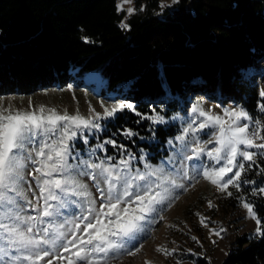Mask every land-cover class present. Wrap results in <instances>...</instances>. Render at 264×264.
Instances as JSON below:
<instances>
[{
    "label": "trees",
    "instance_id": "obj_1",
    "mask_svg": "<svg viewBox=\"0 0 264 264\" xmlns=\"http://www.w3.org/2000/svg\"><path fill=\"white\" fill-rule=\"evenodd\" d=\"M117 1L0 0V95L72 81L83 86L88 72H98L106 78L101 94L114 90L142 115H161L165 123L152 125L125 110L100 120L106 130L86 131L88 144L79 137L75 148L87 158L89 148L112 138L137 156L138 165L141 149L157 162L168 152L167 139L182 133L171 119L186 105L187 93L234 102L264 121L257 83V75L264 76L257 70L264 69V0H179L160 13L159 0H134L132 15L118 10ZM118 128L139 135H113ZM121 155L106 144L93 159L113 156L116 163ZM262 169L264 157L258 156L243 174L254 183L241 182L231 204L238 198L252 203L264 228V195L252 194L264 187ZM221 264H264V235H237Z\"/></svg>",
    "mask_w": 264,
    "mask_h": 264
},
{
    "label": "snow or ice",
    "instance_id": "obj_2",
    "mask_svg": "<svg viewBox=\"0 0 264 264\" xmlns=\"http://www.w3.org/2000/svg\"><path fill=\"white\" fill-rule=\"evenodd\" d=\"M125 3L131 0H122L117 9L123 10ZM127 11L132 15L134 9ZM258 95L264 99V88ZM101 107L102 114L89 106L86 118L78 111L60 114L44 106L20 111L0 104V264H113L124 255L135 257L144 247L143 241L150 238L152 226L164 219L163 212L201 177L229 197L230 186L239 191L241 182L254 183L243 180V174L258 156L264 157V121L241 107L224 109L221 116L205 111L198 103L191 108L194 118L183 134L175 137L179 147L155 165L141 149V166H134L137 156L115 139H104L89 148L87 158L74 141L79 134L87 145L86 131L106 130L99 121L125 110L152 125L164 124V117L142 115L131 102L111 107L102 103ZM258 107L264 113V104L258 102ZM198 118L203 119L194 127ZM205 129L209 130L205 134L212 136L208 143L215 144L210 151L197 139ZM117 133L126 139L139 135L128 128H118L113 135ZM106 144L121 150L116 163L113 156L93 159L96 149L103 150ZM205 155L223 166L205 165L201 159ZM84 178L92 182L91 188ZM252 194L264 195V187L252 189ZM238 199L257 226L255 235H264L254 205ZM208 207H214L211 201ZM197 216L210 236L223 239L221 233L226 229L209 228L208 218ZM192 239L199 243L196 237ZM156 251L167 257L176 249L158 246Z\"/></svg>",
    "mask_w": 264,
    "mask_h": 264
},
{
    "label": "rangeland",
    "instance_id": "obj_3",
    "mask_svg": "<svg viewBox=\"0 0 264 264\" xmlns=\"http://www.w3.org/2000/svg\"><path fill=\"white\" fill-rule=\"evenodd\" d=\"M133 1L131 0V3L123 5L125 13H128V8L134 9ZM121 2L122 0H118L117 5ZM159 2L158 13L165 8H161V4L166 6L173 4V0H159ZM259 68L264 70L263 67H257V70ZM105 83V77L100 76L96 71H91L86 74V81L83 86H78L75 81H72L65 86L43 88L29 94L10 93L0 95V104L20 111L38 109L40 106H44L46 109L55 108L60 114L67 111L68 114L74 115L78 111L80 115L87 118L90 115L89 106L95 109L97 113L102 114V103L106 107H111L114 103L130 102L120 97L117 98V93L114 90H106L101 94V86H104ZM257 83L259 92L261 88H264L263 74L257 75ZM184 96L188 99L186 105L183 108L181 107V110L171 119L179 122L182 125V130L194 118L191 108L198 103L205 111L210 110L213 114L221 116L224 109L241 107L234 102L221 104L218 101L210 100L202 93H187ZM179 100L180 105L185 104L182 98ZM202 119L198 118L194 127L198 126ZM208 131V129H205L197 134V139L206 145V151H210L215 147L214 143H208L212 139V136L205 134ZM175 137L167 139V141H173L172 145L166 142L167 154L160 157L157 162H151L152 164H158L162 159L167 158L176 147H179ZM143 150L148 155L152 153L150 150ZM201 159L205 165L223 166L222 164L216 165L214 161H209L206 155L202 156ZM191 163L189 162V164ZM134 166L141 165L136 163ZM188 170L191 172L190 167ZM84 180L91 188L92 182L87 178H84ZM235 190L231 186L228 188V191L232 192V196L229 197L218 192L210 182L201 177L198 182L189 187L187 192L180 196V199L171 208L163 212L164 219L152 226L150 238L143 241L144 247L135 257L124 255L113 261V264H144L145 261H149L150 264H178V261L180 264H221L223 257L237 235L243 233L253 235L257 227L255 222L247 217L241 201H238L236 205L231 204ZM93 192H95L94 189ZM208 201L213 203V208L208 207ZM197 213L208 218L209 228L226 229L225 232L221 233L223 239L210 236L209 229L201 226ZM193 236L197 238L199 243L192 239ZM213 240L216 241L215 244L212 243ZM158 246L169 250L176 249V252L166 257L156 251ZM200 258H203V260H200Z\"/></svg>",
    "mask_w": 264,
    "mask_h": 264
}]
</instances>
